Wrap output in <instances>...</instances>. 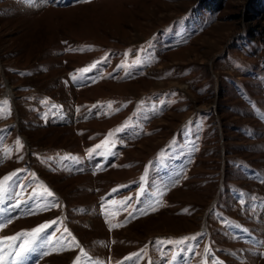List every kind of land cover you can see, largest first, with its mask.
I'll use <instances>...</instances> for the list:
<instances>
[{"label": "rangeland", "instance_id": "374dc122", "mask_svg": "<svg viewBox=\"0 0 264 264\" xmlns=\"http://www.w3.org/2000/svg\"><path fill=\"white\" fill-rule=\"evenodd\" d=\"M263 27L264 0H0V264H264Z\"/></svg>", "mask_w": 264, "mask_h": 264}, {"label": "snow or ice", "instance_id": "6c2138e0", "mask_svg": "<svg viewBox=\"0 0 264 264\" xmlns=\"http://www.w3.org/2000/svg\"><path fill=\"white\" fill-rule=\"evenodd\" d=\"M26 2H27V3H31L32 0H26ZM53 2H54V0H53ZM49 195H51V193H49ZM50 206H55V205L53 204V205H50ZM48 226H49V225H47V224H45V225H41V226H39L38 228H36L34 231L37 232V233L42 232V231H43L45 228H47ZM10 239H17V238H16V237H12V238H10ZM193 239H195V237H193ZM157 243H160V242L157 241ZM24 251H25V249L23 248V246H21L20 251L17 252L16 255H17V256H20L21 253L24 252ZM2 259H3V257L0 256V260H2Z\"/></svg>", "mask_w": 264, "mask_h": 264}, {"label": "trees", "instance_id": "16d2710c", "mask_svg": "<svg viewBox=\"0 0 264 264\" xmlns=\"http://www.w3.org/2000/svg\"><path fill=\"white\" fill-rule=\"evenodd\" d=\"M261 35H262V38H263V40H264V27L261 29Z\"/></svg>", "mask_w": 264, "mask_h": 264}]
</instances>
